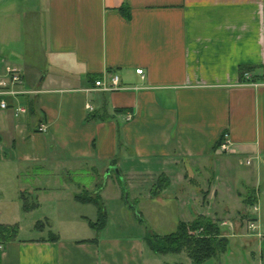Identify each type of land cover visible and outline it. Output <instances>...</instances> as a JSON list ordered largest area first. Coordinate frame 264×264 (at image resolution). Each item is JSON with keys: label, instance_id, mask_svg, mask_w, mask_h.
<instances>
[{"label": "crops", "instance_id": "obj_1", "mask_svg": "<svg viewBox=\"0 0 264 264\" xmlns=\"http://www.w3.org/2000/svg\"><path fill=\"white\" fill-rule=\"evenodd\" d=\"M0 62L36 93L17 101L25 115L0 111L2 178L37 205L0 217L18 226L0 264H192L144 235L198 218L228 240L202 264H264V0H0ZM242 69L260 86L241 85ZM107 74L121 90H95ZM84 192L104 205L100 231ZM27 219L44 227L23 238Z\"/></svg>", "mask_w": 264, "mask_h": 264}, {"label": "trees", "instance_id": "obj_2", "mask_svg": "<svg viewBox=\"0 0 264 264\" xmlns=\"http://www.w3.org/2000/svg\"><path fill=\"white\" fill-rule=\"evenodd\" d=\"M120 11L125 16H128L125 9ZM246 71L248 70L242 69L240 72L241 76ZM220 143L221 140L217 144L218 148ZM74 199L83 204L94 205L97 210V219L94 223L88 221V226L96 231L104 229L107 222V214L99 194L84 192L77 194ZM21 201L23 204L22 209L25 212L37 207L35 203L29 202L24 196H21ZM138 219L143 222L140 216H138ZM43 227L44 225L41 222H37L35 225V228L39 230ZM17 234V225L0 224V247L14 241ZM49 236L54 240L57 239L56 235L52 233H49ZM144 242L148 249L157 255L185 253L192 264H202L207 260L218 258L220 254L226 251L228 245V240L222 236L218 226L205 218H198L189 224L179 223L175 232L165 236H159L147 230L144 235Z\"/></svg>", "mask_w": 264, "mask_h": 264}, {"label": "built area", "instance_id": "obj_3", "mask_svg": "<svg viewBox=\"0 0 264 264\" xmlns=\"http://www.w3.org/2000/svg\"><path fill=\"white\" fill-rule=\"evenodd\" d=\"M136 73L140 76H143L142 70H136ZM106 80H98L94 83L95 90L102 92H115L121 90L120 79L116 74H107ZM23 76L21 72L15 68L10 67L2 62H0V111L11 110L15 117L25 115L27 113V108L25 105H19L17 101L20 98H24L30 94H36L35 92L26 91L23 89ZM241 85H249L253 87L260 86V83L253 81L250 72H244L241 76ZM88 110H91V107L87 106ZM126 122H129L132 119L130 113L125 114L123 118ZM40 132H44L45 129L43 126L39 128ZM231 142L229 140V135L227 133L223 134L221 137V143L219 150L223 153L230 151ZM249 164V162H247ZM253 213L258 212L257 204L251 206ZM225 225V223H223ZM257 225L255 220L249 219L247 222V231L250 234L256 233Z\"/></svg>", "mask_w": 264, "mask_h": 264}, {"label": "rangeland", "instance_id": "obj_4", "mask_svg": "<svg viewBox=\"0 0 264 264\" xmlns=\"http://www.w3.org/2000/svg\"><path fill=\"white\" fill-rule=\"evenodd\" d=\"M2 173H3V168H1V166H0V217H3V220L5 221L6 218L4 215H6L7 213H10V211H13V209H14L13 205L14 204L17 203L18 205H20L21 200L19 199V197H18L19 194L17 192L18 191V182L16 180H13V179L9 180V182H6L5 178H2ZM111 179L116 180V177L114 174L111 176ZM106 194L109 197L106 199V203H107V205H110V203L112 202L110 200V197H113V195H114V191L112 190V188L110 186V182H109V185L107 187ZM126 195H127V193H124V199L122 200V203L125 206H129L131 201H128L127 199L125 200ZM40 199H41L42 203L44 204L45 209L46 208L48 209V206L53 201V198L50 195H43V196H41ZM61 203L64 204L65 206L75 205L74 201H72L71 199L63 200ZM90 207L94 209V207H92V206H90ZM71 211H76V210L72 209ZM20 212H22V211H20ZM42 212H44V211H42ZM48 212L49 211L47 210V213ZM136 213L137 212H134V211L133 212L127 211V215L129 216L130 219L132 218V214L134 215ZM12 214H13V212H12ZM29 220H31V219H27L22 224L23 225V232H22L21 236L23 238L31 237L32 235L34 236V235L38 234V233H35V231H33L34 224L36 222L31 223ZM112 220L115 222V224H117L118 218L116 215H114ZM59 229H61V228H59ZM148 229H153V231H155L159 235H167V234L173 233L176 228H174V227H157V228L151 227ZM36 230H38V229H36ZM126 232L129 233L130 231L127 230Z\"/></svg>", "mask_w": 264, "mask_h": 264}, {"label": "water", "instance_id": "obj_5", "mask_svg": "<svg viewBox=\"0 0 264 264\" xmlns=\"http://www.w3.org/2000/svg\"><path fill=\"white\" fill-rule=\"evenodd\" d=\"M111 169V168H110ZM113 170H114V172L116 173V174H118V171H117V169L116 168H113ZM109 171V170H108ZM125 198H127V196H125Z\"/></svg>", "mask_w": 264, "mask_h": 264}]
</instances>
